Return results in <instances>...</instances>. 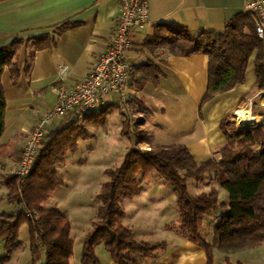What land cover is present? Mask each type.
Masks as SVG:
<instances>
[{
	"label": "trees",
	"instance_id": "1",
	"mask_svg": "<svg viewBox=\"0 0 264 264\" xmlns=\"http://www.w3.org/2000/svg\"><path fill=\"white\" fill-rule=\"evenodd\" d=\"M237 17L228 22L221 33L208 30L192 35L182 26L158 24L155 35L148 40L154 47H163L176 56L196 52L208 57V84L203 103L245 81L247 64L253 52L254 85L257 90H264L263 42L256 37L253 17L248 10L239 21ZM31 40L35 49L53 43L48 35L36 36ZM19 44L20 40H13L0 47V74L5 66H10L12 75H16L13 58ZM146 68L149 77L156 78L157 67L149 63ZM5 105L0 83V136ZM108 113L105 107L84 118H67L53 131L46 133V144L26 177L11 173L3 178L5 196L14 210L11 213L0 212V239L5 249L0 261L19 245V227L26 223L32 260L38 259L42 250L44 261L41 264H70L73 250L70 221L60 210L45 207L44 203L62 183L56 165L63 161L64 153L76 147L78 139L85 136L87 125L103 124ZM260 115L264 119V110ZM229 118L230 114L220 120L219 128L225 142L220 148L219 157L200 163L194 161L189 149L182 144L140 150L136 146L145 142L146 137L137 133L136 146L127 150L119 166L105 171L108 181L101 185L95 198L98 202V220L83 240L81 264H98L94 254V244L98 240L105 245L112 257V264H139L140 258L151 257L154 252L163 249L164 243L136 241L132 230L121 225L123 210L119 200L136 196L141 191L142 180L152 172L174 190L177 228L186 240L192 241L206 253L204 264H213V247L231 253L263 243L264 122L237 128ZM127 127L122 128L123 134H127ZM208 174H212L213 180L226 191L227 203L219 199L217 187L197 195L188 193V179L199 182ZM19 204L34 210V215L26 218L21 212L16 214L15 208ZM216 208H222L224 212L212 225L213 242H210L202 237L200 226L207 214Z\"/></svg>",
	"mask_w": 264,
	"mask_h": 264
},
{
	"label": "crops",
	"instance_id": "2",
	"mask_svg": "<svg viewBox=\"0 0 264 264\" xmlns=\"http://www.w3.org/2000/svg\"><path fill=\"white\" fill-rule=\"evenodd\" d=\"M147 2L148 21L131 30L132 46L126 54L131 67L126 102L122 105L110 95L94 111L107 107L109 113L106 117L116 112L119 117L118 125L122 129L129 125L123 116L126 114L125 109H133L136 114L143 116L135 124L146 137L147 141L144 143L149 147L182 144L189 149L197 163L212 159L213 153L219 157L220 148L225 142L219 125L225 115L230 114L229 120L238 123H233L236 127H252L264 122L260 115L264 108V91L257 90L254 85L255 53L249 58L243 83L203 103L201 94L208 84V57L196 52L176 56L163 47H154L148 40L155 35L158 24L182 26L192 35L208 30L221 33L225 30V25L235 17L239 15L237 21L243 18L247 12L246 0ZM118 4L119 0H0V47L13 40H20L13 58L17 68L16 75H12L10 66H5L0 74L6 103L3 132L0 136L1 172L15 170L21 158L25 137L41 114L54 106L56 101L52 87L61 83L57 75L58 69L67 65L68 75L64 79L67 87L88 74L93 59L106 48L119 12ZM40 35L50 36L53 43L35 49L31 39ZM149 63L159 70L156 78L149 77L150 73L146 68ZM181 95L192 96L190 99L194 107L198 108L204 137L200 150L192 147L190 142L152 144L147 137L146 130L155 124L152 119L158 117L159 113L165 115L171 107L182 108ZM239 112L245 113L243 119L246 125H240L242 122L233 120ZM71 116L73 115L69 117ZM66 119H53L46 126L47 132L53 131ZM251 121L253 123L250 125ZM157 126L164 128L165 125L159 122ZM85 134H88L87 130ZM132 134L130 130L123 135L133 141ZM205 178H208L204 185L206 190L195 195L212 187H217L220 194L222 188L213 180V175L208 174L203 179ZM3 187L4 185L0 186V189ZM222 201L227 203V196ZM11 207L13 208L12 205ZM223 212L224 209L216 208L207 214L213 217L212 225ZM123 227L130 229L129 226ZM176 234L179 235L180 243L155 252L151 257L140 258L139 264H148L151 258L156 259V264H204L206 253L192 241L186 240L180 231L177 230Z\"/></svg>",
	"mask_w": 264,
	"mask_h": 264
},
{
	"label": "rangeland",
	"instance_id": "3",
	"mask_svg": "<svg viewBox=\"0 0 264 264\" xmlns=\"http://www.w3.org/2000/svg\"><path fill=\"white\" fill-rule=\"evenodd\" d=\"M263 91L261 90V92ZM204 92L201 94L202 97ZM193 93L194 91H192ZM181 96L182 108L171 107L167 109L165 115L159 113L158 117L152 119L155 124L146 130L147 137L152 144L190 142L193 144L192 147L200 150L204 137L198 117V108L194 107L192 99H190L192 96ZM124 112L126 114L123 116L129 124L127 130L133 132L132 136H136L137 133L142 135L135 123H139L143 116L136 114L133 109H125ZM115 114L116 112L106 117L103 124L87 125L85 130L88 134L78 139L74 149H69L64 153L63 161L56 165L57 174L62 183L50 193V197L44 203L45 207L60 210L70 221V233L73 239L70 264H81L83 240L92 231L93 223L98 220L96 218L98 202L95 198L101 185L108 181L105 171L108 168L119 166L127 150L136 146L134 142L136 137L133 136L132 141L123 135L122 129L118 125L119 117ZM239 115L236 114L233 120L238 121ZM244 116L245 114H242L241 119ZM159 122L165 125L164 128L157 126ZM239 122L244 123L240 120ZM233 123L238 124L237 122ZM251 123L253 122L251 121L250 125ZM136 147L140 150H147L149 145L143 142ZM213 158H218V155L213 153ZM15 170L6 171V173L0 171V186L3 185V178L8 174H13ZM207 179L205 178L201 182L188 179V193L195 195L199 191L206 190L204 185L207 184ZM0 190V212L11 213L14 207L12 208L8 203L5 186ZM140 190L132 198L122 197L119 200L123 210L121 225L129 226L136 241L149 244L164 243L163 249L156 252L164 251L180 243L179 235L176 234L178 215L174 190L170 186L164 185L155 172L150 173L147 178L142 180ZM219 196L221 200H224L227 196L226 191L221 189ZM212 219V216L207 215L200 226L202 237L210 242H213ZM18 235L19 245L6 259L0 261V264H41L44 261L42 250L39 252L38 259L32 260L26 223L21 224ZM211 253L213 264H264V242L256 247L231 251V253H224L213 247ZM94 254L98 264H112V257L101 240L94 244ZM4 255L5 249L3 241L0 239V257ZM155 261V258H151L148 264H156Z\"/></svg>",
	"mask_w": 264,
	"mask_h": 264
},
{
	"label": "built area",
	"instance_id": "4",
	"mask_svg": "<svg viewBox=\"0 0 264 264\" xmlns=\"http://www.w3.org/2000/svg\"><path fill=\"white\" fill-rule=\"evenodd\" d=\"M118 6L119 12L106 48L93 59L88 74L67 87L64 79L68 75V67L64 65L58 69L61 83L52 87L56 102L51 110L42 114L25 137L15 175L26 177L29 174L36 157L46 144V126L54 118L66 119L70 115L84 118L101 106L110 95L122 105L126 102L131 72L126 54L132 46L131 30L148 21L149 5L147 0H119ZM245 9L252 14L256 37L262 40L264 50V0H246ZM15 210L16 214L21 212L26 218H31L35 212L23 204H19Z\"/></svg>",
	"mask_w": 264,
	"mask_h": 264
},
{
	"label": "bare ground",
	"instance_id": "5",
	"mask_svg": "<svg viewBox=\"0 0 264 264\" xmlns=\"http://www.w3.org/2000/svg\"><path fill=\"white\" fill-rule=\"evenodd\" d=\"M239 114H240V115H239V116H240V117H239V120L244 122V119H241V118H242L241 116H242V114H245V113H244V112H239ZM245 116H246V115H245Z\"/></svg>",
	"mask_w": 264,
	"mask_h": 264
},
{
	"label": "water",
	"instance_id": "6",
	"mask_svg": "<svg viewBox=\"0 0 264 264\" xmlns=\"http://www.w3.org/2000/svg\"><path fill=\"white\" fill-rule=\"evenodd\" d=\"M240 125H246V123H241Z\"/></svg>",
	"mask_w": 264,
	"mask_h": 264
}]
</instances>
